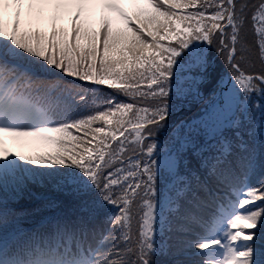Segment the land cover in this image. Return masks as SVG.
I'll use <instances>...</instances> for the list:
<instances>
[{"label":"snow or ice","instance_id":"1","mask_svg":"<svg viewBox=\"0 0 264 264\" xmlns=\"http://www.w3.org/2000/svg\"><path fill=\"white\" fill-rule=\"evenodd\" d=\"M131 3L129 11L121 0H0V189L11 177L19 195L31 181L63 194L71 205L70 212L47 218L48 242L21 244L15 213L4 203L6 193L0 195V264H165L155 258L169 246L164 232H183L191 224L202 225L207 235L189 247L203 252L217 246L202 264H264V71L242 67L252 63L249 23L264 65V0ZM97 5L99 26L93 28ZM8 7L13 11L5 21ZM72 7L68 26L58 23ZM205 45L231 70L242 94L238 107L259 96V125L239 133L243 121H234V137L221 135L214 143L186 137L178 159L190 160L178 167L177 159L153 158L161 154L153 137L166 127L176 97L191 92L192 84L212 81ZM57 70L115 94L93 88L89 99L64 85L66 107L57 111L42 102L37 87L42 75ZM96 123L102 126L93 129ZM81 129L95 133L91 141L72 135ZM5 134L39 139L50 150L8 153ZM162 178L171 185L167 194L159 186ZM44 207L60 205L48 200ZM204 208L206 216L200 215Z\"/></svg>","mask_w":264,"mask_h":264},{"label":"trees","instance_id":"2","mask_svg":"<svg viewBox=\"0 0 264 264\" xmlns=\"http://www.w3.org/2000/svg\"><path fill=\"white\" fill-rule=\"evenodd\" d=\"M250 2H255V0H250ZM122 6L127 10V0H123ZM68 13L63 14V19L61 21H58V23H63L66 27L69 24L68 20ZM180 14H186L182 10H180ZM99 26V10H97L96 7V15L91 17L90 19V27H98ZM161 35L164 34L163 31L160 33ZM246 38L248 42L252 45V52L250 55V59L252 63H243L242 67L245 68L248 71L251 72H260L264 71V65L261 64L259 59L257 58V49L255 45V35L254 32L251 28V24L249 23L246 27ZM150 39V38H149ZM161 43L166 44L167 41H160ZM211 58V69L213 71V79L210 83L215 84L218 78V72L215 71V67H219V63L221 62V57L216 54L215 48L211 49V54L209 56ZM225 63V61H222ZM231 74V72H230ZM220 77V76H219ZM40 79L43 80V83L38 85V92L39 95L42 98V102L47 105L51 106L57 111H63L66 107L65 100L68 95L66 91H64V85H74L76 91H81L82 94H85L88 96L89 99L92 98V89L95 88L97 89L98 93H102L104 95H109L112 94L114 95V90L111 88H108L107 86L104 85H96L91 81H82L79 80L78 78L67 76L64 73H60L58 70L55 73H49L42 75ZM219 80V79H218ZM56 85H60V87H55ZM202 94L208 93L209 92V82H205L203 84H200ZM118 100H123L124 102H132L128 100L126 97L123 96H117ZM201 103V102H200ZM200 105V104H198ZM138 106H146L145 104H140ZM83 107V106H81ZM78 109H76L75 106L72 107V112L75 113L77 112ZM190 111V110H188ZM225 114L223 112L216 113L214 115H206L208 122H213V127L215 128H221V131L224 128V124L222 122L223 117ZM102 126L100 123H96L92 126L94 129L95 127ZM109 130V129H108ZM95 133L92 130L89 129H81L79 132L73 130L72 135L77 136L78 138H82L85 141H90V137L94 135ZM49 135H55V134H49ZM97 139L99 138L98 134ZM222 136H226L230 138L227 134H222ZM233 138V137H232ZM72 143L75 142H70L68 144V147L72 146ZM86 145H81L80 150L83 149V147ZM20 154L19 155H36L38 153H43L46 152L49 149V146L45 144L44 142L40 141L39 139L35 142L23 140L22 143L20 144L19 147ZM190 157L185 158V160H188ZM17 160L19 159V156L16 158ZM179 160V159H178ZM178 161V167L182 166V164H187L189 162L187 161ZM21 164L26 163L25 161H20ZM191 163L194 165L195 160H191ZM30 167L34 168H39L42 166H32L29 165ZM23 179V177H21ZM23 187L25 190L23 192H20L19 195H14V190L18 191L19 189L17 188V183L14 179L11 177L9 178L8 182L6 185L3 186L2 189H0V195H4V203L8 205L9 210L13 211L15 213L16 217V222L19 224V227L21 229L20 233L16 237L17 240L21 244L28 243V244H37L40 242H48L49 240V229L46 226V220L47 218L56 215V214H61L65 212H70L71 211V205L68 200L63 194L55 192L51 190L50 188L43 186V185H37L34 182L31 181H25ZM48 200H55L59 203L60 207L51 209L44 207L45 202ZM208 208H204L200 210V215L206 216L208 213ZM107 211L109 213L115 212L116 209L113 206H107ZM202 226V225H201ZM198 227H200L198 225ZM198 227L195 225H189L188 228H186L184 231H188L192 233H200L202 235H207L206 232L203 230H200L195 232L194 230H198ZM167 228V225H165V229ZM193 229V230H192ZM11 229L9 228V231ZM168 232L165 231L163 234V238L165 241L168 243V247L166 249V252L163 255H160L157 258V260L164 261L165 264H174V262L179 261L182 262V264L189 263L191 261V258H184L182 257L183 253L189 252L190 249L186 248L185 251H180L176 252L173 250V248L176 245H180L181 243L179 242L180 239H182V234L178 232ZM166 233H171L172 237L174 239H169V236H166ZM186 239V238H185ZM190 240V238H188ZM170 241L175 242L174 244H171ZM184 240H182V243ZM191 256V255H190Z\"/></svg>","mask_w":264,"mask_h":264},{"label":"rangeland","instance_id":"3","mask_svg":"<svg viewBox=\"0 0 264 264\" xmlns=\"http://www.w3.org/2000/svg\"><path fill=\"white\" fill-rule=\"evenodd\" d=\"M122 1L123 0H121V2ZM126 7L127 10H132L131 0H127ZM97 10H99L100 13L101 9L98 5ZM12 11L13 10L10 7L5 8L3 10V18L5 19V21H10ZM71 11H75V7L70 8L69 12ZM212 48H208V46L205 45V49L208 53V56H210ZM220 61L221 62L219 63V67L217 68L218 64L215 67V71L218 72V83H209L208 93H201L202 90L200 84H192L191 92H189L185 96L175 98L174 110L168 117L166 127L157 130L155 136L153 137V139H155V141L159 145V150L161 153L159 157L153 158L163 160L165 158L170 157L173 159H177L178 166V154L183 153L185 151L180 147V145L181 143H183L186 137L195 136L198 141H211L214 143V138H217L222 134H227L230 138L234 137V135L236 134L234 121H243L242 125L239 128V133H245L249 128L259 125L260 114L259 109L257 108V105L261 102L259 96L254 93L250 97V103H245L243 107H238L237 102L242 100V94L237 95L235 86L230 79L231 70L229 69L226 63L222 62L224 61L223 58H221ZM183 86L185 89H188L189 84H184ZM197 88L199 89V95L196 94ZM231 97H236V102H233L230 99ZM245 109L247 110L245 111ZM217 112H223L225 114L222 119V122L224 124V128L222 131V126L220 128L213 127V122H208L207 117H205L208 114L214 115ZM241 113H243V115H241ZM109 131H111V128H109ZM243 138L247 140L250 139V136L245 135L243 136ZM3 139L4 147L8 150V153H19V147L23 140L31 142H35L38 140L32 137H20L13 139L12 137L7 136L6 134L4 135ZM91 140L92 137H90V141ZM259 142V133L257 132L255 143L259 144ZM92 143H95V141H92ZM187 157L189 156L185 155L184 160ZM188 160L185 161L188 162ZM0 163H2V160H0ZM259 175L260 172L258 170L257 173L252 176L251 183L253 186H255ZM166 183L167 182L163 178L159 182V186L161 187L162 192L165 194H167V188L171 187L170 184H167L166 186ZM192 225L198 227L199 224ZM199 226L200 227H198V230H194L195 232H200V230H202V226ZM223 231L224 229L222 226L220 228L221 235H223ZM179 233L182 234V239H180L179 241L181 244L176 245L173 250L176 252H183L186 248L190 249L189 252H185L182 254V257L184 258H191V261L186 264H202V261L208 258V254L210 253L211 248L217 247L215 245H210V249H206L201 252V250L199 249L189 247V242L193 241L195 237L200 236L202 234L198 232L193 233V236L195 237H192V233L188 231H183ZM166 236H169V239L171 240L174 239L171 233H166ZM188 238H190V240H188ZM182 240H184L183 243ZM170 243L174 244L175 242L170 241ZM260 247L261 245L258 244L257 258H261L259 255Z\"/></svg>","mask_w":264,"mask_h":264}]
</instances>
